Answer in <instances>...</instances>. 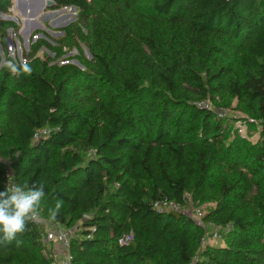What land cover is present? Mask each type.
Wrapping results in <instances>:
<instances>
[{
	"label": "trees",
	"instance_id": "trees-1",
	"mask_svg": "<svg viewBox=\"0 0 264 264\" xmlns=\"http://www.w3.org/2000/svg\"><path fill=\"white\" fill-rule=\"evenodd\" d=\"M52 1L81 28H62L60 47L34 42L31 75L15 76L3 64H22L6 42L19 27L0 0V157L18 184L46 187L0 264L52 263L42 220L72 230L71 264H264V0ZM64 47L82 67L56 62ZM187 195L204 225L154 208ZM210 228L223 244L206 243Z\"/></svg>",
	"mask_w": 264,
	"mask_h": 264
},
{
	"label": "rangeland",
	"instance_id": "rangeland-1",
	"mask_svg": "<svg viewBox=\"0 0 264 264\" xmlns=\"http://www.w3.org/2000/svg\"><path fill=\"white\" fill-rule=\"evenodd\" d=\"M42 14L46 16L38 18L41 23V27H36L29 35L28 39H26L25 34L20 32V30L25 24L23 21V17L21 16L20 10L17 9L15 5V1L12 0V7L10 9V13L5 16L3 15V18L6 19H9L7 17L10 16H16L18 18V20L9 19L16 22V24L19 27L17 32H14L12 29L8 30L6 42L9 47L11 58L18 59L22 62L24 60L25 54H27L31 50L32 44L41 38L48 40L53 46L60 47L61 44L60 40L65 35L64 31H62L61 29L64 27L75 26L77 25L78 22V12L73 8L50 9V7H45L42 10ZM80 25L77 26L80 27ZM76 42H77V47L82 50V54L87 59H91V54L89 53L85 45V42L81 39H76ZM78 48L74 47L70 49L68 47H64L61 51L63 55L56 62L72 63L82 67V65L77 59V57L79 56ZM36 56L42 59H47V58H53L55 56V53L54 51L44 47L37 52ZM234 115L238 118L241 117L239 113H234ZM239 124L240 123H238V125ZM240 132L241 134L245 135L247 133L246 128L243 127L240 130ZM255 138H257L256 133L253 134L251 139L253 140ZM196 207L197 206H195L194 208ZM190 212L195 214L193 210H190ZM40 226L42 230L45 231V230H50L51 224L47 220H42L40 221ZM210 233L211 231L208 232V235H210ZM206 243L212 245H221L224 242L222 241V239L216 240L209 236ZM56 249H58L60 253H63L64 251V247L61 245L58 246Z\"/></svg>",
	"mask_w": 264,
	"mask_h": 264
},
{
	"label": "clouds",
	"instance_id": "clouds-1",
	"mask_svg": "<svg viewBox=\"0 0 264 264\" xmlns=\"http://www.w3.org/2000/svg\"><path fill=\"white\" fill-rule=\"evenodd\" d=\"M3 67L15 76L31 75L33 71L27 62L17 65L8 60L4 62ZM45 198L46 187L43 181L33 182L29 186L15 183L12 176L8 177L5 190L0 191V245L15 242L19 247L22 244L17 237L29 231L30 223L41 218V205ZM63 204L62 199H57L54 207L48 209L50 219H56Z\"/></svg>",
	"mask_w": 264,
	"mask_h": 264
},
{
	"label": "built area",
	"instance_id": "built-area-1",
	"mask_svg": "<svg viewBox=\"0 0 264 264\" xmlns=\"http://www.w3.org/2000/svg\"><path fill=\"white\" fill-rule=\"evenodd\" d=\"M65 8H72V7H65ZM26 59H24L22 62L24 63ZM204 107H209V104H204ZM221 116V115H220ZM241 126V124H239ZM243 127H241L242 129ZM240 129V130H241ZM49 132V130H42L40 133H45ZM38 134H36L37 136ZM0 162L4 163L6 165L5 167V178H6V186L8 183V177L12 176L13 180L15 183L16 180L14 178V173L12 168L10 167L9 164L5 162L3 158L0 157ZM188 198V204L182 205L181 203H178L174 200H168V199H162L158 200L154 203V208L157 209L158 211H179L183 212L185 214L190 215L193 217V219L200 225H204L203 223V216L206 214V209L205 206H197L195 205L192 201L189 195H187ZM197 206L196 208H194ZM190 210H193L195 214L191 213ZM40 224V223H39ZM50 230H42L41 228V241L43 244L48 248L50 251V254L53 258L51 264H71V254L69 252V240L72 235V230H67L62 228L59 224L57 223H51ZM211 231L210 235H208V232ZM208 232L206 234V238L212 237L214 239H221V234L219 232L218 228H210L208 229ZM129 239H131V236H127L125 238H121L119 240L120 243H126ZM63 246L64 251L63 253H60L58 249H56L58 246Z\"/></svg>",
	"mask_w": 264,
	"mask_h": 264
},
{
	"label": "water",
	"instance_id": "water-1",
	"mask_svg": "<svg viewBox=\"0 0 264 264\" xmlns=\"http://www.w3.org/2000/svg\"><path fill=\"white\" fill-rule=\"evenodd\" d=\"M16 3V7L20 10L25 23L20 32L24 33L26 39H28L29 35L36 27H41L38 18L46 16L42 14V10L45 7H51L54 2L52 0H16ZM73 9L75 8L73 7ZM7 18L18 20L16 16H10Z\"/></svg>",
	"mask_w": 264,
	"mask_h": 264
},
{
	"label": "bare ground",
	"instance_id": "bare-ground-1",
	"mask_svg": "<svg viewBox=\"0 0 264 264\" xmlns=\"http://www.w3.org/2000/svg\"><path fill=\"white\" fill-rule=\"evenodd\" d=\"M17 3H16V0H15V5H16Z\"/></svg>",
	"mask_w": 264,
	"mask_h": 264
}]
</instances>
